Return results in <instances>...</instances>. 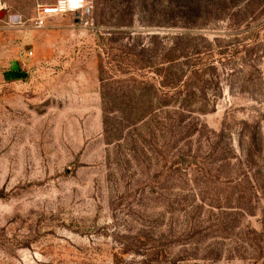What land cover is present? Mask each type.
<instances>
[{
  "label": "rangeland",
  "instance_id": "obj_1",
  "mask_svg": "<svg viewBox=\"0 0 264 264\" xmlns=\"http://www.w3.org/2000/svg\"><path fill=\"white\" fill-rule=\"evenodd\" d=\"M56 1L0 0V264H264V0Z\"/></svg>",
  "mask_w": 264,
  "mask_h": 264
},
{
  "label": "built area",
  "instance_id": "obj_2",
  "mask_svg": "<svg viewBox=\"0 0 264 264\" xmlns=\"http://www.w3.org/2000/svg\"><path fill=\"white\" fill-rule=\"evenodd\" d=\"M85 7V0H57L52 4L39 5L38 14L33 19V23L36 27H42L51 16L69 12H81ZM2 8L3 6L0 3V11ZM14 21L17 20L14 18Z\"/></svg>",
  "mask_w": 264,
  "mask_h": 264
},
{
  "label": "water",
  "instance_id": "obj_3",
  "mask_svg": "<svg viewBox=\"0 0 264 264\" xmlns=\"http://www.w3.org/2000/svg\"><path fill=\"white\" fill-rule=\"evenodd\" d=\"M7 10H1L0 11V20H2L4 18V16L6 15Z\"/></svg>",
  "mask_w": 264,
  "mask_h": 264
},
{
  "label": "trees",
  "instance_id": "obj_4",
  "mask_svg": "<svg viewBox=\"0 0 264 264\" xmlns=\"http://www.w3.org/2000/svg\"><path fill=\"white\" fill-rule=\"evenodd\" d=\"M24 76V73H19V76H18V78H22Z\"/></svg>",
  "mask_w": 264,
  "mask_h": 264
}]
</instances>
